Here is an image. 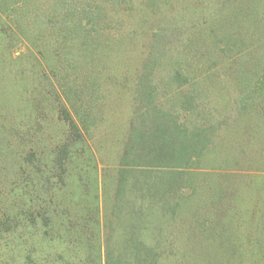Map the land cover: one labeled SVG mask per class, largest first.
Wrapping results in <instances>:
<instances>
[{
    "label": "rangeland",
    "instance_id": "1",
    "mask_svg": "<svg viewBox=\"0 0 264 264\" xmlns=\"http://www.w3.org/2000/svg\"><path fill=\"white\" fill-rule=\"evenodd\" d=\"M154 52L161 101L195 90L204 112L182 119H211L216 137L192 169L190 198L161 264H264V0H0V217L21 213L26 200L13 189L27 183L32 207H47L50 195L67 201L63 185L54 197V185L17 164L29 149L51 154L66 117L74 118L86 141L83 172L92 178L77 206L92 218L98 197L101 223L86 225V240L71 244L83 263L104 256L136 80ZM173 70L193 78L184 92L167 85ZM159 182V190L172 183ZM20 219L32 221L26 212ZM22 233L0 227V264H26L31 250L37 264L73 260L67 243Z\"/></svg>",
    "mask_w": 264,
    "mask_h": 264
},
{
    "label": "trees",
    "instance_id": "2",
    "mask_svg": "<svg viewBox=\"0 0 264 264\" xmlns=\"http://www.w3.org/2000/svg\"><path fill=\"white\" fill-rule=\"evenodd\" d=\"M155 53L145 62L136 80L135 117L131 120L115 174L113 207L108 223V231L111 233L107 244L102 249L100 247L104 256L101 257L100 254V258H96V264H161L167 252L164 247L166 242L171 236H177L170 233V228L181 219L182 204L190 198L187 189L190 188L192 169L202 162L216 139L211 119L190 122L192 124L187 119H182L186 117L183 114L204 112L201 111L195 90L173 95L166 103L161 101L159 84L155 83L154 77V68L161 57L159 53ZM192 79L184 70H173L166 81L169 87L175 83L178 91H183ZM165 94L169 95L170 91ZM176 100L179 103H173ZM66 118L68 130L62 131L59 141L54 143L53 152L46 156L32 149L25 156L20 152L17 170L23 171L25 175L27 172L34 173L40 183L45 180L49 186L54 185L51 188L55 193L54 197H57L63 185L67 201L57 204L50 195L47 196V207H32V202L28 199L30 186L27 183L24 189H13V196H19L23 202L26 200L21 213L26 212L29 218L32 217L31 223L27 219H20L21 213L13 214L7 209L0 217V227L20 230L23 232L21 237L29 236L33 241L35 233L38 235L39 232L49 243H67L69 255L74 253L73 260H68V264H87L80 260V249L71 242L78 239L83 242L87 236L84 233H88L89 227L101 223V205L98 197H93L97 201L94 206L91 205L93 208L90 207L89 213L92 218L95 216L96 222L88 216L83 218L82 211L78 209L77 202L87 189L86 182L92 181V178L83 172V160L87 157L83 134L74 118ZM88 164L90 168L91 163ZM95 168L91 171L94 172ZM160 176L162 181H172L168 185L163 182L165 186L161 190L157 186L161 185V182L157 183L161 180ZM35 189L33 192H36ZM72 222L78 225V229L77 226L70 225ZM168 231L169 234L166 235ZM179 244L180 242L173 246V251L175 254L179 253L180 257ZM84 249L90 250L87 247ZM32 253V250L26 253V264H37Z\"/></svg>",
    "mask_w": 264,
    "mask_h": 264
}]
</instances>
